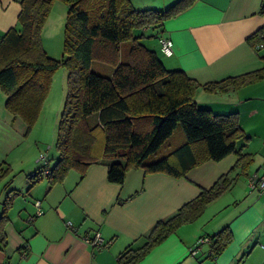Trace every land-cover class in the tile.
<instances>
[{
	"label": "crops",
	"instance_id": "1",
	"mask_svg": "<svg viewBox=\"0 0 264 264\" xmlns=\"http://www.w3.org/2000/svg\"><path fill=\"white\" fill-rule=\"evenodd\" d=\"M130 1L136 9L164 10L178 0ZM263 4L264 0H196L165 21L162 29L144 30L150 37L145 42L166 68L183 70L201 84L256 70L264 73V48H259L253 38L264 27ZM20 11V0H0V40L17 25ZM161 37L172 40V56L162 53ZM148 39L156 41L152 44L154 40ZM6 99L0 92V166L10 169L9 188L13 186L12 190L20 194L14 196L8 212L7 246L0 249V264H118L120 253L134 242L135 247L140 246L158 221L176 215L202 189H209L230 172L239 159L231 154L218 162L206 161L180 178L131 168L123 184L110 183L108 167L97 164L82 179L80 173L72 171L51 189L42 178L28 190V175L42 164L37 159L38 148L27 137L26 124L7 110ZM195 99L200 107L215 114H238L250 138L243 151L252 155L246 185L210 203L201 217L178 228L137 264H264V196L248 185L250 175H264V78L223 92L209 93L200 88ZM184 142L183 132L177 130L164 153H171ZM37 201L43 214L29 221ZM226 226L233 240L217 258L210 257L211 241L191 254L200 238L211 239ZM96 233L109 243L107 247L86 242V237Z\"/></svg>",
	"mask_w": 264,
	"mask_h": 264
},
{
	"label": "trees",
	"instance_id": "2",
	"mask_svg": "<svg viewBox=\"0 0 264 264\" xmlns=\"http://www.w3.org/2000/svg\"><path fill=\"white\" fill-rule=\"evenodd\" d=\"M58 1L67 6L60 60L51 58L42 43V30ZM195 1L178 0L156 10L136 9L130 0H20L17 25L0 40V90L7 97V110L26 124L27 135L39 117L53 74L62 66L68 71L55 142L58 159L51 167L48 157L39 159L43 165L28 175V190L42 178L51 189L72 171L82 179L97 164L108 167L110 183L123 184L131 168L180 178L206 161L238 155L230 172L202 189L176 215L158 221L140 246L134 242L119 254L118 264H137L178 228L201 217L210 203L233 188L238 175H247L252 161V155L243 151L250 138L238 114H215L200 107L195 96L200 88L216 93L255 82L264 78L262 70L201 84L183 70L166 68L145 42L150 37L144 30L162 29L165 21ZM263 32L264 27L253 36L257 46L264 44ZM156 35L157 31L152 36ZM177 130L185 142L154 158ZM9 172L0 166V181ZM12 191L0 215L2 250L7 246L8 212L20 194ZM232 240L230 228H222L210 239V257L217 258Z\"/></svg>",
	"mask_w": 264,
	"mask_h": 264
},
{
	"label": "rangeland",
	"instance_id": "3",
	"mask_svg": "<svg viewBox=\"0 0 264 264\" xmlns=\"http://www.w3.org/2000/svg\"><path fill=\"white\" fill-rule=\"evenodd\" d=\"M177 2V1H175ZM174 2V3H175ZM173 3V4H174ZM43 30H42V43L43 47L48 52V55L56 60L62 59L64 55L63 45H64V30L66 23V13L67 6L65 3L58 1L54 10H52ZM151 34V31L148 32ZM152 44L155 43L156 39ZM147 41V40H146ZM98 64L94 65V69L98 70ZM67 76L68 71L65 67H60L52 76L50 89L48 95L44 101V104L41 108L39 117L36 123L33 125L30 133L28 134V139L34 141L35 148H38L39 160L41 155L45 154L48 157V160L51 165L56 161L57 150L55 147L56 136H57V127L59 123V118L63 110L66 92H67ZM1 95H5L1 90ZM3 96H1L2 98ZM166 146L161 149V152L155 156L160 157L164 153ZM53 156V158H52ZM43 165V163L41 162ZM12 176V175H11ZM246 175L240 174L237 176L236 182L231 190L235 193L238 191V187L245 183L246 185ZM21 177V176H20ZM20 177L18 179H20ZM11 177L8 175L0 181V215L3 209V204L7 196H12V188L10 186L9 180ZM19 185L20 183L17 182ZM12 191V192H11ZM233 193V192H232ZM21 199L18 200L20 203Z\"/></svg>",
	"mask_w": 264,
	"mask_h": 264
},
{
	"label": "built area",
	"instance_id": "4",
	"mask_svg": "<svg viewBox=\"0 0 264 264\" xmlns=\"http://www.w3.org/2000/svg\"><path fill=\"white\" fill-rule=\"evenodd\" d=\"M263 36H264V32H263ZM159 42H160V47H161L162 53L166 56H172V54H173V42H172V40L167 38V37H161L159 39ZM259 48H264V44H260ZM46 158L47 157L45 156V154L41 155V157H40L41 160H46ZM248 185H249L251 191H255L256 193H258V195L264 196V175L258 176L256 173L250 175L248 178ZM35 205H36V212H35L34 216H31L29 218V221H33L36 217L43 214V210L41 208V203L39 201H37L35 203ZM67 226L69 228H71L72 227L71 222H67ZM85 240L88 244L92 245L93 247H98V248L107 247L109 244L108 242H106L103 239V237L101 236L100 233H96L95 236H93V237H86ZM206 242H210V239L207 237L200 238L197 242L195 249L192 251L191 254H193V255L197 254L200 247Z\"/></svg>",
	"mask_w": 264,
	"mask_h": 264
}]
</instances>
